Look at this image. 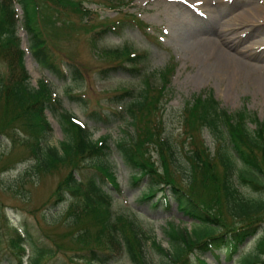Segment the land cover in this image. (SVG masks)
I'll list each match as a JSON object with an SVG mask.
<instances>
[{
  "label": "trees",
  "instance_id": "1",
  "mask_svg": "<svg viewBox=\"0 0 264 264\" xmlns=\"http://www.w3.org/2000/svg\"><path fill=\"white\" fill-rule=\"evenodd\" d=\"M16 5L22 11V23ZM90 15L79 0H0V61L8 69L7 75L0 77V138L8 137L15 143L21 131L25 137L21 138V147L34 158L29 170L37 175L46 177L66 170L47 204H61L67 197L71 200L67 209L70 222L60 239L52 240L55 251L39 249L32 264H39L53 252L71 253L70 261L78 259L84 264H106L122 255L131 264H148L153 252L161 256V264H206L203 257L207 253H224L225 262H231L240 246L258 231L253 249L233 264H264V198L245 197L237 186L239 183L264 195V121L246 111L230 112L212 93L193 96L181 111L182 138L188 147L183 149L187 162L183 184L174 167L176 151L165 135L161 118L170 67L158 74L157 86L145 78L138 95L126 89L113 97L115 104L122 105L117 113L91 112L89 117L96 124L128 122L132 133L125 134L114 148L132 173V186L140 188L147 182L139 192V200L156 199L153 207L166 212L170 202L174 203L177 213L190 220L192 228L168 223L163 231L169 248L164 249L138 216L113 211L110 188L121 191L108 161L107 137L91 140L90 129L61 109V101L48 82L41 79L31 86L18 38L21 26L28 36V50L38 65L63 78L52 61V48L58 45L61 32L72 28L65 18L77 16L84 21ZM59 21L61 26H57ZM135 22L138 27H146L126 13L98 27L108 33ZM97 35L91 39L93 47ZM102 55L119 64L125 61L135 65L143 59L128 46L103 50ZM68 60L69 79L76 83L82 79V70L73 58ZM131 69L134 73L142 70ZM46 110L64 135L58 147L44 146L51 132ZM204 132L214 139L213 152L203 138ZM152 152L158 160L153 159ZM7 164H2L0 171L6 170ZM5 245L21 264L26 240L17 227Z\"/></svg>",
  "mask_w": 264,
  "mask_h": 264
},
{
  "label": "rangeland",
  "instance_id": "2",
  "mask_svg": "<svg viewBox=\"0 0 264 264\" xmlns=\"http://www.w3.org/2000/svg\"><path fill=\"white\" fill-rule=\"evenodd\" d=\"M79 1L91 12L89 19L82 21L77 16L65 18L64 21L71 23L72 28L61 32L57 38L59 50L56 46L51 51L52 61L64 75L63 78L54 71L39 67L28 51V36L20 27L18 37L21 49L25 51L24 64L30 75V84L35 87L41 79L48 81L61 101V109L90 129L91 140L107 137L108 161L121 191L118 193L108 186L114 199L113 211L117 214L131 213L138 216L145 229L151 232L153 239L164 249H168L164 227L173 223L181 228H192L191 221L181 217L174 204L165 212L163 208L153 207L156 199L148 202L139 200V192L146 188L147 182H143L140 188L132 186V173L114 148L116 142L125 134L132 133V128L127 121L96 124L89 114L117 113L122 105L115 104L113 97L122 94L126 89H133L134 96L138 95L145 78H148L153 86H157L158 74L166 67L172 68L167 90L164 91V111L161 118L165 135L176 151L175 170L184 184L187 162L183 149L187 150L188 147L182 138L181 111L193 96L211 92L221 107L230 112L246 111L258 121H264V85L254 86L244 82L242 85L235 83L234 87H230L216 75L207 73V53L204 52L211 50L208 47L214 43L215 48L221 49L233 45L229 42V45L226 43L224 47L223 42H219L216 37V34L219 36L220 33L222 36L227 33L232 36V42L240 51L244 49L248 53V60L253 66H264V0ZM16 10L22 22V12L17 6ZM123 13L136 18L146 27H138L135 22L108 33H104L101 26L98 27L119 20ZM61 23L59 21L57 26H61ZM91 26L96 27L89 30ZM250 31L256 34L250 36ZM94 34H98L94 41L95 47L91 44ZM125 46L131 48L133 53L142 55L143 59L135 65L125 61L119 64L102 55L103 50H117ZM68 58H73L82 70V79L76 83L69 79ZM118 65L122 67L119 68ZM131 68L142 70L140 73H134ZM7 73V66L0 61V77L6 76ZM45 115L51 132L46 136L44 146L58 147L64 139L63 132L49 110H46ZM249 125L254 129V125ZM19 132L15 143L8 137L0 138V166L8 162L6 170L0 171V264H19L18 260L9 254L5 245L14 227L18 228L26 240L21 264H32L39 249L55 251L52 240L60 239L66 224L70 222L67 209L71 200L68 197L61 204H47L66 170L59 169L60 171L46 177L30 171L34 158L21 147V138L25 137ZM203 138L213 152L214 139L207 132H204ZM151 154L154 160H158L155 152ZM237 186L245 197L264 198V195L253 193L246 186L239 183ZM259 232L241 245L240 251L233 257L234 261L253 249ZM70 255L71 253L53 252L39 264H84L82 261H76L78 259L70 261ZM203 259L207 264H232L224 263L223 253H207ZM148 260V264L162 262L161 256L156 252H153ZM106 264L131 263L122 255Z\"/></svg>",
  "mask_w": 264,
  "mask_h": 264
},
{
  "label": "bare ground",
  "instance_id": "3",
  "mask_svg": "<svg viewBox=\"0 0 264 264\" xmlns=\"http://www.w3.org/2000/svg\"><path fill=\"white\" fill-rule=\"evenodd\" d=\"M252 34L254 36L256 32L250 31V36ZM216 37L219 38V42H223L224 47L226 43L229 45V42L233 45L228 46L227 49H221L220 47L215 48L214 43L208 47L211 50H204L207 53V58L205 57L207 73L216 75L221 82L229 84L230 87L231 85L234 87L235 83L242 85L244 82L254 86L264 85V66L259 68L253 66L248 60V53L244 49L240 51L232 42V36L229 34L221 36L219 33Z\"/></svg>",
  "mask_w": 264,
  "mask_h": 264
}]
</instances>
